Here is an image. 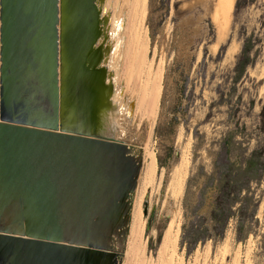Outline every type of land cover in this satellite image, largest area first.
Listing matches in <instances>:
<instances>
[{"label": "water", "instance_id": "water-1", "mask_svg": "<svg viewBox=\"0 0 264 264\" xmlns=\"http://www.w3.org/2000/svg\"><path fill=\"white\" fill-rule=\"evenodd\" d=\"M105 2L0 0V264L122 262L142 161L106 133Z\"/></svg>", "mask_w": 264, "mask_h": 264}, {"label": "rangeland", "instance_id": "rangeland-1", "mask_svg": "<svg viewBox=\"0 0 264 264\" xmlns=\"http://www.w3.org/2000/svg\"><path fill=\"white\" fill-rule=\"evenodd\" d=\"M222 1L147 2L151 56L155 50L164 68L152 138L157 169L142 165L140 173L154 181L144 200L143 219L147 254L155 260L179 212L175 263L264 264V0H235L221 38L222 15L216 17L215 11ZM245 39L251 42L253 62L240 73L236 65ZM118 92L114 84L113 95ZM121 123L130 137L132 123L122 118ZM135 137L128 138L130 144ZM185 156L188 173L177 196L174 171ZM250 161L258 172L247 170ZM224 187L234 192L229 205L232 199L236 203L222 234L218 227L224 219L213 220L212 215ZM239 187L243 190L238 195ZM197 231L205 236L194 243Z\"/></svg>", "mask_w": 264, "mask_h": 264}, {"label": "bare ground", "instance_id": "bare-ground-1", "mask_svg": "<svg viewBox=\"0 0 264 264\" xmlns=\"http://www.w3.org/2000/svg\"><path fill=\"white\" fill-rule=\"evenodd\" d=\"M105 1L104 10L111 13V25L107 31L106 42L109 51L108 69L111 74V82L116 85V89L119 91L118 94L116 93L117 97L114 95L117 114L116 116L110 114L109 118L106 119V133L114 135V129H118L119 132L115 134L117 137L123 136L131 140L136 136L137 141L133 140L136 144L134 154L141 158L145 170L156 171L158 159L153 150L152 138L164 92V68L162 60L157 61L155 50L151 56V36L150 30L146 26L147 2L149 0ZM234 1L220 2L215 11L216 17L222 15V19L220 18L222 21L218 20V34L221 38L224 29L228 27L229 15L232 13ZM118 51L120 54L117 56ZM119 107L124 110V114ZM121 118L133 125L131 129L129 128L132 133L130 137L126 136V129L122 128ZM143 130L144 136L141 135ZM138 145L141 147H137ZM180 165V169L174 171L176 177L174 180L177 181L172 186L173 192H179L177 196L181 194L188 173L186 156ZM153 182L147 175L140 174L130 212L129 232L123 264H179L175 263L174 256L177 254H173L180 231L179 212L174 215L164 234L163 242L157 253V260L151 255L148 257L147 254L148 244L146 243V245L144 241L146 222L143 219V204Z\"/></svg>", "mask_w": 264, "mask_h": 264}, {"label": "trees", "instance_id": "trees-1", "mask_svg": "<svg viewBox=\"0 0 264 264\" xmlns=\"http://www.w3.org/2000/svg\"><path fill=\"white\" fill-rule=\"evenodd\" d=\"M248 45H251V42L249 39H245L244 41V47L243 50L238 57L237 65H236V70L239 71L240 73L243 72V70L252 64L253 60L251 58V52L252 50L248 48ZM257 164L254 163L253 161L249 162L248 166V171L251 170H256L255 172H258L257 169ZM243 190V187H239L235 193L240 194ZM234 194L232 190H229L228 187H224L221 190V194H219L218 199H217V209L214 210L213 212V220H218V218H223L222 225H220L218 228H220L222 234L224 233L225 226L227 224V219L232 215L233 212V204L236 203L234 199H232V205H229V201L231 199V196ZM236 200V199H235ZM234 201V202H233ZM194 235L195 237H192V242L197 243L198 241L203 240L205 233H201L200 231H197ZM203 236V237H202Z\"/></svg>", "mask_w": 264, "mask_h": 264}, {"label": "flooded vegetation", "instance_id": "flooded-vegetation-1", "mask_svg": "<svg viewBox=\"0 0 264 264\" xmlns=\"http://www.w3.org/2000/svg\"><path fill=\"white\" fill-rule=\"evenodd\" d=\"M107 67H108V65H106ZM113 98V99H112ZM114 99H115V97H114V95H112V97H111V101H113V102H111V105L114 107V108H116L117 106H116V104H115V102L116 101H114ZM112 111V110H111ZM111 111L107 114V116H106V118L108 119L109 118V116H110V114H111ZM108 135H111V134H108Z\"/></svg>", "mask_w": 264, "mask_h": 264}]
</instances>
